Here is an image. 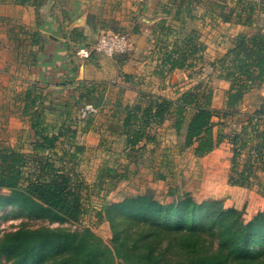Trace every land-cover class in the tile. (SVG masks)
I'll use <instances>...</instances> for the list:
<instances>
[{"label": "rangeland", "instance_id": "rangeland-1", "mask_svg": "<svg viewBox=\"0 0 264 264\" xmlns=\"http://www.w3.org/2000/svg\"><path fill=\"white\" fill-rule=\"evenodd\" d=\"M175 12V0H39L35 5L8 0L0 5V151L10 148L26 155L25 179L45 172L40 165L50 163L68 173L73 182L84 184V214L79 221H49L8 206L0 209V236L20 228L74 232L88 228L114 249L115 232L126 223L108 208L138 195L169 204L187 194L199 203L219 201L238 210L245 223L262 215L258 210L251 220L243 217L247 208L264 203V160L255 164L259 169L251 176L249 187L230 185L229 176L234 136L253 124L264 131V115L254 117L264 105V81L231 103L233 82L224 77L220 60L235 47L239 35L264 34V0H197L184 6L181 19ZM82 23L87 35L75 27ZM111 34L129 36L131 50L112 57L101 53L100 39ZM191 35L201 45L197 57L202 58H190V66L170 70L163 59ZM144 42V51L136 53L134 48L139 51ZM134 51L139 67L133 73L127 57ZM55 52L53 64L36 67L34 75L28 73L37 53L50 60ZM83 63L95 65L96 72H89L88 78L95 79L96 86L93 96L79 98L84 84L92 82L76 78ZM200 85L205 94L212 91L211 106L219 111L213 118L214 132L221 131L224 137L217 147L222 150L217 166L209 165L207 172L193 166L191 153L195 154L192 148H185L186 132L176 130L174 109L164 121L145 124V132L139 133L141 143H128L125 119L137 105L144 109L158 97L176 101ZM29 88L40 98L26 109ZM88 106L94 111L85 113ZM39 113L48 137L63 128L55 148L44 152L33 149L36 141L42 142L32 127ZM135 113L141 115V111ZM89 129H95V140L86 137ZM250 141L241 151L239 170L257 156L261 140L253 137ZM262 151L264 154V148Z\"/></svg>", "mask_w": 264, "mask_h": 264}, {"label": "trees", "instance_id": "trees-1", "mask_svg": "<svg viewBox=\"0 0 264 264\" xmlns=\"http://www.w3.org/2000/svg\"><path fill=\"white\" fill-rule=\"evenodd\" d=\"M7 1L0 0V5ZM38 1L15 0L20 5H35ZM196 1L175 0V17L181 19L184 6ZM166 31L170 29L167 27ZM182 43L163 59L170 70L190 66V58L193 61L202 58L197 57L202 49L194 35ZM220 63L224 77L233 82L229 100L235 104L251 86L264 81V34L239 35L235 47ZM95 86L93 82L84 84L79 98L93 96ZM200 87L183 93L176 101L158 97L144 109L137 105L135 111H141V115L133 111L125 119V125L129 126L128 143L131 146L141 143L139 133L145 132V124L164 121L174 109L177 132L186 129L185 148H192L195 156L203 157L219 147L224 136L221 131L214 132L213 122L219 111L211 106L212 91L205 94ZM25 95L26 109L40 98L34 95L33 88ZM191 109L193 112L188 113ZM40 113L32 127L42 142L36 141L33 149L44 152L55 148L63 128L59 127L56 134L48 137ZM261 115L264 105L254 117ZM136 124L139 129L134 130ZM253 137L261 140L256 146L257 156L239 170L241 151ZM233 142L229 184L249 187L251 176L259 169L255 164L264 160V131L258 125H250L236 134ZM26 166L25 154L10 148L0 151V190L8 192L0 193V209L14 206L49 221H79L84 214L81 197L84 184L73 182L68 173L59 172L50 163L40 165L45 172L25 179ZM108 211H113L115 217L118 214L126 223L115 232L114 249L88 228L79 232L65 228H20L0 236V264H264V215L245 223L238 210L226 208L219 201L199 203L191 194L170 204L147 195L130 196L111 204ZM98 215H103L102 210Z\"/></svg>", "mask_w": 264, "mask_h": 264}, {"label": "crops", "instance_id": "crops-1", "mask_svg": "<svg viewBox=\"0 0 264 264\" xmlns=\"http://www.w3.org/2000/svg\"><path fill=\"white\" fill-rule=\"evenodd\" d=\"M19 8V7H18ZM23 8H22V12H23ZM24 13V12H23ZM26 16V15H25ZM22 17V16H21ZM26 19V17H23ZM87 26V25H86ZM95 26V25H94ZM75 27H78V28H82L83 29V34L84 35H87V33H85L86 29L85 28V25L84 23H82L81 25H78V26H75ZM94 29V27H93ZM134 39H138L139 40V36H133V40ZM144 39V38H143ZM145 44L146 42H144V45L143 43H140L139 45V51H138V47L136 46L134 49L136 50V53L137 52H142L144 51L145 49ZM138 45V44H137ZM143 45V46H142ZM141 46V47H140ZM133 49V50H134ZM134 52H132L131 54H129L127 57L128 58V62L127 64L129 65V67H131V71L134 73L135 71L137 72L138 70V67H139V62H137L134 57L136 56V54H134ZM56 52L55 53H52L51 56H50V60L49 59H46L47 57H45L44 54H36L35 55V60L33 62V64L29 67V70H28V73L30 72L32 75H34L36 72H37V69L36 67L38 68H41L42 65L46 66V65H50V64H53L51 62H54L55 58H56ZM58 55V54H57ZM131 56V57H130ZM45 57V58H44ZM41 65V66H40ZM95 65L93 64H79V70L76 74V78L77 80H85L84 78H87L88 80H92V82H94L93 80L95 79H89L88 78V75H89V72H91V75L94 74L96 72V69L94 67ZM94 67V68H93ZM137 69V70H136ZM100 70V69H99ZM182 132H186L185 129H183ZM85 135L87 138H92L93 140H95L96 138V135H95V129H89L85 132ZM222 150L221 149H218L216 148L215 150H213L212 152H210L209 154L203 156V157H197V156H194L192 153H191V160H193V166H201L202 167V170L207 172L209 168H207L209 165L210 166H214V165H218V163L220 162V157H221V153ZM200 163V165H199ZM164 164H167L168 166L170 165V163H164ZM179 166L181 167L182 164H179ZM257 208V209H256ZM258 210H261V213L262 215H264V203H262V207L261 206H254L252 209L250 208H247L243 213V217L245 219H253L254 218V215L256 214V212H258ZM254 214V215H253Z\"/></svg>", "mask_w": 264, "mask_h": 264}, {"label": "built area", "instance_id": "built-area-1", "mask_svg": "<svg viewBox=\"0 0 264 264\" xmlns=\"http://www.w3.org/2000/svg\"><path fill=\"white\" fill-rule=\"evenodd\" d=\"M131 41L127 35H107L100 39L98 50L104 55L112 57L117 54L127 53L131 50ZM91 106L86 107V112H92Z\"/></svg>", "mask_w": 264, "mask_h": 264}]
</instances>
